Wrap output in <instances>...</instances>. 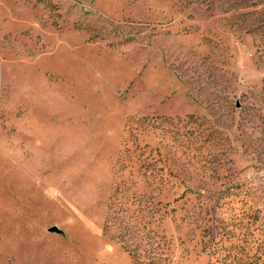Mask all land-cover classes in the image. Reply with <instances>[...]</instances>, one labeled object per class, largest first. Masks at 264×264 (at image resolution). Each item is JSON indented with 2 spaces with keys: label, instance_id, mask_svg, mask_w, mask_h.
<instances>
[{
  "label": "rangeland",
  "instance_id": "1",
  "mask_svg": "<svg viewBox=\"0 0 264 264\" xmlns=\"http://www.w3.org/2000/svg\"><path fill=\"white\" fill-rule=\"evenodd\" d=\"M0 264H264V0H0Z\"/></svg>",
  "mask_w": 264,
  "mask_h": 264
},
{
  "label": "water",
  "instance_id": "2",
  "mask_svg": "<svg viewBox=\"0 0 264 264\" xmlns=\"http://www.w3.org/2000/svg\"><path fill=\"white\" fill-rule=\"evenodd\" d=\"M52 230H53V231H56L57 229L54 227Z\"/></svg>",
  "mask_w": 264,
  "mask_h": 264
}]
</instances>
